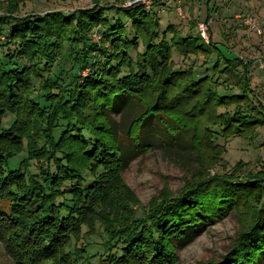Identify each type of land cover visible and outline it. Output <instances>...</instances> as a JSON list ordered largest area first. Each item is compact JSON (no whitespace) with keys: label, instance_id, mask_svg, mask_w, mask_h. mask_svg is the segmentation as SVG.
<instances>
[{"label":"trees","instance_id":"obj_1","mask_svg":"<svg viewBox=\"0 0 264 264\" xmlns=\"http://www.w3.org/2000/svg\"><path fill=\"white\" fill-rule=\"evenodd\" d=\"M133 6L0 16V203L9 206L0 207V239L18 264H87L94 248L107 264H177L180 244L240 208L245 219L228 252L197 264H260L264 170L199 176L150 202L140 216L129 203L124 211L111 208L114 198L106 202L113 196L109 179L123 168L127 150L145 148L146 130L163 143L188 133V148L209 146L220 158L217 137L255 141L264 126L250 61L198 32L170 26L161 32L159 17ZM110 10L119 15L115 22ZM94 29L99 42L91 41ZM172 48L213 56V74L175 69ZM125 105L134 114L118 128L112 113ZM6 114L12 121L4 125ZM90 212L111 222L99 246L86 243L84 257L68 240Z\"/></svg>","mask_w":264,"mask_h":264},{"label":"rangeland","instance_id":"obj_2","mask_svg":"<svg viewBox=\"0 0 264 264\" xmlns=\"http://www.w3.org/2000/svg\"><path fill=\"white\" fill-rule=\"evenodd\" d=\"M166 0H152L149 6L143 4H132L142 6L145 10L159 17L160 31L164 32L168 26L182 34L198 32L197 25L200 21H206L209 28L210 43H216L227 49V54L237 56L244 61H250L251 85L257 93V98L264 105V33L257 34L248 30L245 25L246 18H252L264 29V0H172L169 4ZM130 0H0V16L12 14V16H24L26 14H42L48 11L61 10L65 13L72 12L78 8H88L99 5L106 8L110 4L125 6ZM133 3V2H132ZM180 6V10L176 7ZM156 13V14H155ZM107 14L115 22L118 14L110 10ZM126 20V18H125ZM127 26L130 23L127 21ZM174 32H168L170 38ZM4 40L5 36L1 35ZM91 41L99 42L98 29L91 33ZM107 45V44H106ZM139 50L142 45L139 43ZM132 55L135 54L131 51ZM172 61L175 69H186L194 67L196 77L203 74H213L211 69L215 58L208 59L201 53L188 55L180 54L172 48ZM219 90H223L219 87ZM221 110H224L221 108ZM134 110L131 107L123 106L118 112L112 113L115 125L120 128L129 123ZM11 115L6 114L3 123L11 122ZM120 131V130H119ZM181 132V131H180ZM119 133H122L121 131ZM178 135V141L165 143L159 142L155 134L145 131L143 145L145 148H130L124 155V166L121 171L109 179L113 186L112 197L117 202L112 204L115 209L129 203L128 207L136 210L140 216L143 207L157 199L165 192L178 193L179 189L187 181L192 182L199 176L221 173L236 172L240 169V176L249 172L264 170V126L259 129V135L255 141L231 136L227 138L217 137L216 143L221 149L220 158H214L213 149L205 146L202 149L192 150L188 148V133ZM156 138V140H155ZM167 142H169L167 144ZM24 147L18 146L19 150ZM22 153L10 159V168L17 167ZM264 186V182H263ZM8 203L2 201L0 207L8 211ZM240 209V208H239ZM231 209L219 219L212 220L209 224L203 225L191 241L182 243L177 247V264H197L221 260L232 246L236 234L240 230L242 221L245 219L244 211ZM100 213L90 212L87 216L88 223L81 226L74 236L68 240L69 246H77L80 252L86 247L87 242L99 246L102 241L103 226L110 224V219L102 218ZM238 213V214H237ZM91 249L89 254L93 260L87 264H107L103 253H95ZM107 252V251H106ZM85 257V254L83 255ZM264 254L260 264H264ZM0 264H18L6 251L3 241L0 239ZM76 264V262H75ZM85 264V262L81 263Z\"/></svg>","mask_w":264,"mask_h":264},{"label":"built area","instance_id":"obj_3","mask_svg":"<svg viewBox=\"0 0 264 264\" xmlns=\"http://www.w3.org/2000/svg\"><path fill=\"white\" fill-rule=\"evenodd\" d=\"M151 0H130V2H127V5H132V4H143L145 6H149ZM154 0H152L153 2ZM180 0H178L177 2L179 3ZM133 2V3H132ZM170 2H172V0H166L165 3L169 4ZM177 10H180V6L176 7ZM245 25H247L248 30H252L253 32H256L257 34H263L264 33V29L262 27L259 26L258 22H256L254 19L252 18H246L245 20ZM197 30L198 33L200 34V36L202 37V39L207 42L210 43V38H209V28H208V24L206 21H200L197 24Z\"/></svg>","mask_w":264,"mask_h":264}]
</instances>
